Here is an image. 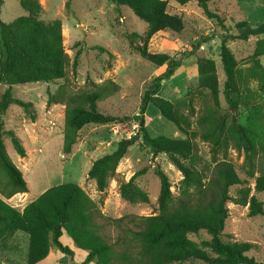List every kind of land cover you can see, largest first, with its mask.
Returning a JSON list of instances; mask_svg holds the SVG:
<instances>
[{
    "label": "trees",
    "instance_id": "16d2710c",
    "mask_svg": "<svg viewBox=\"0 0 264 264\" xmlns=\"http://www.w3.org/2000/svg\"><path fill=\"white\" fill-rule=\"evenodd\" d=\"M112 4L130 8L147 24L141 44L135 50L144 60L157 67L166 66L145 91L137 120L140 123L141 151H147L152 160L165 154L179 170L182 179L172 191L168 174L156 165L154 174L160 180L158 213L150 216H126L119 219L106 217L101 211L104 200H94L88 192L75 183H63L49 188L22 211L6 200L17 194L29 192L23 172L10 158L4 136L8 135L16 153L27 156L26 149L13 131H5L0 116V251L11 249L10 240L17 233L28 236L29 244L25 264H40L53 247L69 256L73 251L60 242L65 232L78 249L88 253L82 264H185L199 261L204 264H264L247 253L256 248L248 242H223L222 236L229 218V202L248 207V216H264V203L255 195L264 193V21L253 25L247 20L236 22V34L224 35L220 48L225 74L223 96L231 111L229 117L220 109V85L216 63L210 58H198V91L206 92L211 105L197 116L195 96L185 97L176 103L159 95L161 84L173 76L181 61L168 54L152 53L151 39L158 33H181L185 22L181 15L169 11L168 0H109ZM180 6L196 1L198 8L209 20H215L225 29V19L210 4L215 0H173ZM28 13L10 23L0 20V84L7 89L0 96V115L12 104L24 109L34 123L36 112L33 103L14 99L12 87L16 85L65 80L55 93L48 92L47 107L65 105L63 154L72 153L79 132L89 124H108L115 117L100 112L98 102L116 95L119 85L112 80L91 83L88 88L71 90L68 81L70 68L76 69L65 50L62 21L40 19L42 4L39 0H20ZM2 0H0V7ZM256 38L255 49L247 58L248 67H240L229 40L249 41ZM257 83V90L251 88ZM190 95V94H188ZM187 95V96H188ZM149 106L173 123L185 138L165 135L151 136L145 127V114ZM241 111L248 112L247 124L238 120ZM197 116L198 130L193 129ZM197 139L210 145L211 160L205 162L200 155ZM135 145L132 139L118 142L116 149L95 160L88 178L96 182L97 191L104 195L118 168ZM236 151L244 158L246 179L238 174L229 159ZM147 168L135 173L128 181H118L121 199L131 204H148L149 195L136 179ZM249 181H253L254 187ZM240 186L236 195L233 187ZM100 220L116 223L127 221L136 229L123 227L121 236L112 244L101 234ZM206 231L210 239L199 243L189 235Z\"/></svg>",
    "mask_w": 264,
    "mask_h": 264
},
{
    "label": "rangeland",
    "instance_id": "374dc122",
    "mask_svg": "<svg viewBox=\"0 0 264 264\" xmlns=\"http://www.w3.org/2000/svg\"><path fill=\"white\" fill-rule=\"evenodd\" d=\"M42 4L40 19L46 22L61 20L63 25V43L72 63L76 61V69L72 67L68 75L71 90L86 89L91 83H104L112 80L119 85L116 95L98 102L101 113L115 117L117 120L108 124H89L79 132V138L72 153L63 154L62 145L65 126V105L47 107L48 92L55 93L65 80L54 83L37 82L12 87L14 99L33 103L36 121L33 123L24 109L12 104L1 116L5 131H13L21 139L27 156L21 158L13 148L11 138L4 136L7 152L12 161L23 172L27 180L29 192L17 194L6 200L19 211L36 200L51 187L63 183H75L83 187L96 201L101 198L102 213L109 218L119 219L126 216H150L158 213V198L160 180L154 174V168L159 165L164 170L176 192V185L182 179L179 170L169 161L165 154L154 160L147 151L140 150L142 138L134 141L135 145L122 160L115 178L104 195L97 191L96 182L88 178L92 163L106 154L113 152L119 141L133 139L132 126L138 123L141 99L151 82L165 72L166 66L157 67L144 60L135 50L147 30V24L139 19L133 11L126 7H118L109 0H39ZM169 11L183 17L185 28L181 33L164 31L156 34L150 41L149 50L152 53L168 54L181 61L169 79L162 82L159 95L173 103L195 96L197 116L211 105L206 92L198 91V58H210L216 63L220 85V109L229 117L235 114L231 111L223 96L225 74L219 57L221 42L224 35L236 34L232 28L236 22L247 20L253 25L264 21V0H215L210 4L212 11H218L225 19V29L215 20L207 19L198 8L196 1L180 6L173 0H168ZM20 0H2L0 20L10 23L17 18L27 16ZM256 38L249 41L229 40L228 47L240 62V67H248L247 58L255 49ZM2 55L0 52V64ZM264 66V57L261 58ZM257 90V83L251 84ZM7 89L0 84V96ZM190 94V95H188ZM188 95V96H187ZM264 107V99L258 104ZM193 119V129L198 130L196 119ZM145 127L151 136L165 135L171 138H185L177 127L162 118L158 111L149 106L145 114ZM248 112L241 111L238 120L247 124ZM141 136V135H140ZM200 155L205 162L211 160L210 145L197 139ZM229 159L235 165L240 177L245 180L244 158L236 151L229 152ZM147 168L148 171L136 179V183L149 195L148 204H131L121 199L118 191V181L125 177L131 178L138 171ZM124 173L125 176L122 175ZM126 181V180H125ZM252 188L253 181H249ZM116 186H114V185ZM240 186L233 187L231 194L236 195ZM255 195L264 203V193ZM229 218L223 232V242H248L256 244V248L247 256L264 263V216L249 217L248 207H242L229 202ZM101 234L114 244L121 236L123 227L136 229L127 221L118 226L107 220H100ZM10 240L11 249L0 251V264H21L26 256L29 244L28 236ZM189 238L197 243L209 240L206 231L191 234ZM70 238L63 234L62 244L67 245ZM57 250V248L54 247ZM58 251V250H57ZM80 251V250H77ZM85 253L84 251H80ZM55 253V251L53 252ZM54 255V254H53ZM14 257V258H12ZM54 256H51L52 259ZM14 261L11 263V260ZM71 259L65 258L61 264H70ZM185 264H204L199 261Z\"/></svg>",
    "mask_w": 264,
    "mask_h": 264
},
{
    "label": "crops",
    "instance_id": "0c3cea01",
    "mask_svg": "<svg viewBox=\"0 0 264 264\" xmlns=\"http://www.w3.org/2000/svg\"><path fill=\"white\" fill-rule=\"evenodd\" d=\"M118 173H120V171H118ZM122 175L125 176L124 173H122ZM125 180L128 181L129 178L125 177ZM114 186H116V185H114ZM63 234H66V233L64 232ZM20 237H22V236L19 233H17L15 235L14 239L20 238ZM65 246H67L68 248H70L73 251V256H69L67 254H64L61 251H59L58 249H57L58 250L57 251L53 247L51 249L50 254L48 255V257L45 260H43L40 264H61V261H63L65 258H70V259L72 258L73 264H82L84 262V260L86 259L88 253L86 251H84V250L78 249L75 246V244H74V242L72 241L71 238H70L69 243L67 245H65ZM77 250L84 251L85 253H81L80 251H77ZM54 251H55V253H53ZM26 255H27V251H26ZM51 256H54V257L52 259H50ZM12 258H14V257H12ZM25 261H26V256L23 258L21 264H25ZM12 262H14V261L11 260V263ZM90 264H95V263H90Z\"/></svg>",
    "mask_w": 264,
    "mask_h": 264
},
{
    "label": "built area",
    "instance_id": "2783aa9c",
    "mask_svg": "<svg viewBox=\"0 0 264 264\" xmlns=\"http://www.w3.org/2000/svg\"><path fill=\"white\" fill-rule=\"evenodd\" d=\"M137 135H140V123L139 122L133 124V126H132V136L136 137ZM130 139H131V137H130Z\"/></svg>",
    "mask_w": 264,
    "mask_h": 264
},
{
    "label": "water",
    "instance_id": "95a60500",
    "mask_svg": "<svg viewBox=\"0 0 264 264\" xmlns=\"http://www.w3.org/2000/svg\"><path fill=\"white\" fill-rule=\"evenodd\" d=\"M140 137H141L140 135H137L136 137H134V138L132 139V141L134 142V141H136V140H139ZM71 264H73L72 258H71Z\"/></svg>",
    "mask_w": 264,
    "mask_h": 264
}]
</instances>
